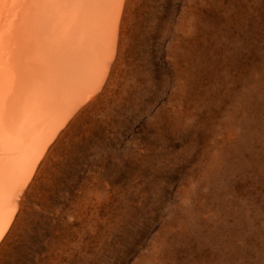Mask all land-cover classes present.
<instances>
[{"label": "rangeland", "instance_id": "374dc122", "mask_svg": "<svg viewBox=\"0 0 264 264\" xmlns=\"http://www.w3.org/2000/svg\"><path fill=\"white\" fill-rule=\"evenodd\" d=\"M120 78L61 141L0 264H264V0H141Z\"/></svg>", "mask_w": 264, "mask_h": 264}, {"label": "bare ground", "instance_id": "6f19581e", "mask_svg": "<svg viewBox=\"0 0 264 264\" xmlns=\"http://www.w3.org/2000/svg\"><path fill=\"white\" fill-rule=\"evenodd\" d=\"M140 2L0 0V251L61 141L118 82Z\"/></svg>", "mask_w": 264, "mask_h": 264}]
</instances>
